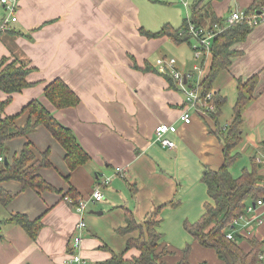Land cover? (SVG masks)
I'll list each match as a JSON object with an SVG mask.
<instances>
[{"label":"crops","instance_id":"obj_1","mask_svg":"<svg viewBox=\"0 0 264 264\" xmlns=\"http://www.w3.org/2000/svg\"><path fill=\"white\" fill-rule=\"evenodd\" d=\"M252 1L18 0L16 21L9 24L8 32H0V62L5 60L4 66L15 62L30 70L25 78L29 86L10 96L0 90V103L10 101L0 117L16 116L15 126L22 128L30 117L23 112L25 106L41 101L55 120L73 132L88 162L70 171L64 148L43 126L5 142L1 157L8 162L26 143L32 146L34 161H40L48 150L50 167H42L36 175L51 190H21L15 180L0 183L2 190L13 195L6 206L0 204V264H64L79 222L64 195L89 198L106 177L111 181L100 188L104 199L89 203L83 217L86 229L78 251L85 264L104 263L113 254L137 257L138 250L125 248L139 231L118 233L126 226L125 213L129 211L143 223L159 207L158 245L175 252L165 264H175L185 246L192 248L189 264H223L214 251L196 245L183 227L185 221L196 223L205 204L212 203L201 177L204 168L215 171L224 162L223 143L214 134L217 125L199 112L192 113L190 124L181 122L185 89L179 84L169 88L164 76L156 73L159 58H152L160 49L169 51L177 59L175 67L180 73L193 72L190 87L197 81L203 83L212 56L195 60L197 43L192 39L191 46L185 45L192 52L191 65L183 44H173L167 37L149 38L146 32H158L164 25L180 27L183 19H190L195 4L202 8V19L212 15L220 20L236 10L246 11ZM5 16L0 4V22ZM209 24L206 19L203 26ZM250 27L247 37L231 46L234 55L215 76L211 91L225 97L227 103L225 90L230 88L236 102L238 80L244 84L256 78L253 98L242 110L240 142L242 150L251 151L250 158H256L257 185L264 186V20ZM194 65L202 67L200 74L193 71ZM55 79L77 96L76 106L55 109L44 97L45 88ZM234 104L230 118L221 124L223 129L233 118ZM163 124L177 128L170 136L176 144L174 150L162 149L154 141L156 127ZM116 168L122 171L117 174ZM14 214L40 220L36 240L28 238L20 226L3 222ZM257 215L263 217L261 224L230 229L242 237L238 246L245 251L249 246L244 239L264 241V206H257L248 216ZM260 261L264 264V254Z\"/></svg>","mask_w":264,"mask_h":264},{"label":"trees","instance_id":"obj_2","mask_svg":"<svg viewBox=\"0 0 264 264\" xmlns=\"http://www.w3.org/2000/svg\"><path fill=\"white\" fill-rule=\"evenodd\" d=\"M195 4V3H194ZM195 4L191 9L190 21L197 27H204L206 19L210 20V24H220L222 19H215L212 15L202 19V8H197ZM264 9V0H253L250 7L244 11L246 15L256 13ZM180 27L173 29L169 25H164L158 32H146L149 38L167 37L173 44H187L191 46V35L185 32L187 29V20L183 19ZM250 24L247 21H241L229 28L221 31L216 36L209 47L212 56L211 67L207 77L201 83L203 94H207L212 89L215 76L225 69L229 64L230 58L234 55L231 46L237 41L243 40L250 32ZM180 31H184L180 34ZM5 60L0 62V90L10 96L12 93L20 92L29 84L25 78L30 70L25 66L10 62L5 65ZM4 66V67H3ZM156 73L158 74L157 70ZM164 76L169 84V88L174 89L177 84L168 75ZM255 77L242 83L238 80V97L232 107L233 118L227 128L223 130V125L219 119L223 114V106L226 104V98L218 93H214L213 103L214 111L208 113L217 129L214 134L223 143L224 162L218 170L203 169L201 182L207 187V196L211 204H205V212L196 223L191 224L184 222L183 227L187 233L193 238L196 245L215 252L216 257L223 264H260L258 256L264 253V241L255 238L244 239L249 249L245 251L238 246L242 240L238 234H235L233 240L227 238V234L232 228L231 222L242 215L248 205L256 204L258 199L264 197V186L257 185L259 182V166L256 158L249 159V169L242 168L241 173L237 177H233L229 168L240 157L233 153L234 149L240 144V134L242 126V110L244 106L253 98V86ZM44 97L49 100L56 109L70 108L79 103L77 96L64 84L60 79L48 84L43 92ZM9 100L0 103V111L3 110ZM27 112L29 120L25 126L18 128L15 126L16 116L10 118L0 117V157L4 153V144L13 138L24 137L37 126H43L51 136L64 148V160L70 171L85 165L88 162V156L77 143L76 138L71 130L62 126L54 119L41 101L35 100L25 106L23 112ZM264 147V143L262 144ZM48 150L42 154L40 161H34V154L30 143L23 145V149L17 157H13L10 162H0V183L15 180L21 184V190L31 188L33 190L43 192L51 190L46 181L36 175V172L42 167H50L47 160ZM70 197L73 201L77 198L75 194L64 195ZM13 198V195L6 193L0 187V204L6 206ZM72 206V205H71ZM162 207L153 209L146 216V220L142 223L134 219L133 215L126 211V226L119 230V234L139 231L136 239H130L126 243L125 250H138L137 257L125 259L123 255H112L104 263L101 264H165L168 256L175 254L174 251L166 249V246L158 245L161 238L155 228L160 224V212ZM8 224H16L20 226L26 233L27 237L36 240L42 223L39 219L30 220L25 215L14 214L9 219L3 221ZM180 253L179 260L175 264H189L190 246H185Z\"/></svg>","mask_w":264,"mask_h":264},{"label":"built area","instance_id":"obj_3","mask_svg":"<svg viewBox=\"0 0 264 264\" xmlns=\"http://www.w3.org/2000/svg\"><path fill=\"white\" fill-rule=\"evenodd\" d=\"M18 0H0V4L4 8L6 12V16L0 22V32H8L9 24L16 21L15 12L17 7ZM184 7L188 5L185 2L180 1ZM187 22V35H191L193 39H195L197 45L193 47V56L195 60H199L200 58H205L206 55L210 54V44L211 41L218 36L222 30L229 28L236 23L241 21H247L250 26H255L263 22L264 20V9L256 13H250V15H246L243 11L236 10L235 12L230 13L220 24L214 23L205 27H197L195 26L189 19H186ZM184 31H180V34ZM155 65L157 66V72L159 75H168L173 81H175L179 86L184 87L185 89V103L186 108L183 109V113L181 114L180 120L183 124H190L192 113L199 112L203 115H208V113L214 111V93L213 91L207 92V94H203L201 89V83L198 81L193 83L192 86H188V82L193 77V72H189L186 74H182L175 67V60L171 58H161L157 59ZM201 66L194 65L193 71L198 74L201 73ZM186 81V83H184ZM226 129V126L224 127ZM223 129V130H224ZM177 132L176 126L173 125H159L155 129V137L154 141L159 144L162 149L174 150L176 147L175 142L170 138L171 135H175ZM0 162H2V158L0 157ZM122 170L120 168L115 169V173L119 174ZM111 179L106 177L100 181V185L93 188V192L90 194L89 198H76L74 201L68 197H64V201L68 204L72 205L79 217V222L75 226V233L72 235L68 243V252L69 258L65 260L64 264H85V261L79 254L80 244L82 242V234L86 229V222L83 220V217L87 213V209L89 203H98L101 202L103 198V193L100 190L101 187L107 186L110 183ZM257 206H264V197L258 199L257 203L253 205H248L242 215L238 218L234 219L231 222V226L246 228L253 222L261 224L263 222V217L260 215L248 216L252 214ZM235 234L233 232H229L227 234V238L233 240ZM263 252H261L258 256V259L263 258Z\"/></svg>","mask_w":264,"mask_h":264},{"label":"rangeland","instance_id":"obj_4","mask_svg":"<svg viewBox=\"0 0 264 264\" xmlns=\"http://www.w3.org/2000/svg\"><path fill=\"white\" fill-rule=\"evenodd\" d=\"M194 1V0H193ZM191 43L193 44L194 41L191 40ZM186 44H183L182 47H186L185 46ZM186 49L188 50V48L186 47ZM189 52V55L191 56V65L194 64L193 62V58H192V52H190V50H188ZM172 54H170L169 51L167 50H163V49H160V51L156 52L155 55L152 57L153 59H157V58H161V57H167L168 59L171 58V59H174L175 61H177V59L173 56H171ZM192 67V66H191ZM192 69V68H191ZM191 72V70L189 71ZM196 73V72H195ZM197 74V73H196ZM196 77V76H195ZM194 77V78H195ZM193 81V80H192ZM191 81V83H192ZM228 95V101L226 103V106L223 108V117L221 119V122L220 124H224L222 122H224L225 120H228L230 118V113H231V106L234 104L235 102V94H233L232 90H230V88H226L225 90ZM224 126V125H223ZM233 153H236L238 154L240 157L234 162L233 165H231V167L229 168V170H231V173L233 175V177H237L240 175L241 173V169L242 168H246V169H249V159H250V155L253 156V154L251 153V151H248V150H242V142H240V144L235 148L234 152ZM2 156V155H1ZM2 208H0L1 210ZM231 231V230H230ZM234 233V231H231Z\"/></svg>","mask_w":264,"mask_h":264},{"label":"water","instance_id":"obj_5","mask_svg":"<svg viewBox=\"0 0 264 264\" xmlns=\"http://www.w3.org/2000/svg\"><path fill=\"white\" fill-rule=\"evenodd\" d=\"M185 83H186V81H185ZM5 163H7L6 161H4ZM253 206H254V204H253Z\"/></svg>","mask_w":264,"mask_h":264}]
</instances>
